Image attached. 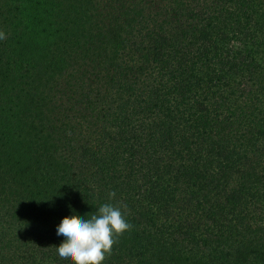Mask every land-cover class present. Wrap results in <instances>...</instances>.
<instances>
[{
	"label": "trees",
	"instance_id": "16d2710c",
	"mask_svg": "<svg viewBox=\"0 0 264 264\" xmlns=\"http://www.w3.org/2000/svg\"><path fill=\"white\" fill-rule=\"evenodd\" d=\"M0 264H264V0H0ZM115 192V197L109 193Z\"/></svg>",
	"mask_w": 264,
	"mask_h": 264
},
{
	"label": "clouds",
	"instance_id": "9594fccd",
	"mask_svg": "<svg viewBox=\"0 0 264 264\" xmlns=\"http://www.w3.org/2000/svg\"><path fill=\"white\" fill-rule=\"evenodd\" d=\"M0 39H5L3 32ZM109 196L115 197V192ZM131 227L120 208L107 203L90 219L65 216L57 227V235H62L64 240L56 251L69 264H103L117 239Z\"/></svg>",
	"mask_w": 264,
	"mask_h": 264
}]
</instances>
